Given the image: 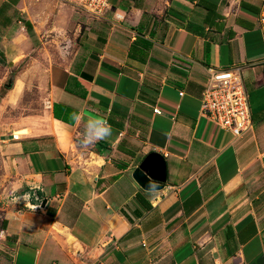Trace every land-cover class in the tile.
Instances as JSON below:
<instances>
[{
    "label": "crops",
    "instance_id": "0c3cea01",
    "mask_svg": "<svg viewBox=\"0 0 264 264\" xmlns=\"http://www.w3.org/2000/svg\"><path fill=\"white\" fill-rule=\"evenodd\" d=\"M109 3L94 17L0 0V84L39 91L23 133L1 139L12 190L31 195L0 196V264H264V0ZM219 67L247 94L237 137L199 114ZM89 118L112 134L84 148ZM152 151L155 195L131 176Z\"/></svg>",
    "mask_w": 264,
    "mask_h": 264
},
{
    "label": "built area",
    "instance_id": "2783aa9c",
    "mask_svg": "<svg viewBox=\"0 0 264 264\" xmlns=\"http://www.w3.org/2000/svg\"><path fill=\"white\" fill-rule=\"evenodd\" d=\"M100 17L110 8L109 0H61ZM118 17V16H117ZM181 95V92L179 93ZM199 114L229 131L234 137L246 132L251 118L242 80L233 68H208L201 92Z\"/></svg>",
    "mask_w": 264,
    "mask_h": 264
},
{
    "label": "rangeland",
    "instance_id": "374dc122",
    "mask_svg": "<svg viewBox=\"0 0 264 264\" xmlns=\"http://www.w3.org/2000/svg\"><path fill=\"white\" fill-rule=\"evenodd\" d=\"M21 89L23 85H20ZM7 85L0 84V144L1 139L7 137L12 132L21 135L22 131L19 128L29 123L31 113L34 112V107L38 101L37 85L25 86V91L22 89L20 95L11 92L6 93ZM16 97V98H15ZM2 161L1 145H0V196L7 199L12 196L13 190L10 186V177L8 171Z\"/></svg>",
    "mask_w": 264,
    "mask_h": 264
},
{
    "label": "clouds",
    "instance_id": "9594fccd",
    "mask_svg": "<svg viewBox=\"0 0 264 264\" xmlns=\"http://www.w3.org/2000/svg\"><path fill=\"white\" fill-rule=\"evenodd\" d=\"M69 119L72 121L79 123L81 116L79 113L73 112L69 114ZM112 134L111 126L107 123L106 120L102 118H89L85 132L83 134V137L80 140V145L84 148L90 147L91 145L95 144L96 142L100 140H107ZM159 190V185L155 182H150L148 184V187L146 191L150 195H155L156 192ZM18 191V189L13 188V194H12V202L18 203L21 200L27 202L30 199V193H24L22 196H17L15 193ZM34 209L38 206H33Z\"/></svg>",
    "mask_w": 264,
    "mask_h": 264
},
{
    "label": "water",
    "instance_id": "95a60500",
    "mask_svg": "<svg viewBox=\"0 0 264 264\" xmlns=\"http://www.w3.org/2000/svg\"><path fill=\"white\" fill-rule=\"evenodd\" d=\"M131 176L145 190L150 182L157 183L159 189H161L166 180V162L164 157L158 152H149L132 170Z\"/></svg>",
    "mask_w": 264,
    "mask_h": 264
}]
</instances>
